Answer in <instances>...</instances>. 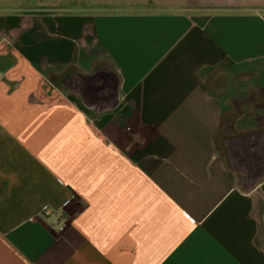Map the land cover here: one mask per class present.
I'll use <instances>...</instances> for the list:
<instances>
[{"label":"crops","instance_id":"1","mask_svg":"<svg viewBox=\"0 0 264 264\" xmlns=\"http://www.w3.org/2000/svg\"><path fill=\"white\" fill-rule=\"evenodd\" d=\"M0 264H264V0H0Z\"/></svg>","mask_w":264,"mask_h":264},{"label":"built area","instance_id":"2","mask_svg":"<svg viewBox=\"0 0 264 264\" xmlns=\"http://www.w3.org/2000/svg\"><path fill=\"white\" fill-rule=\"evenodd\" d=\"M41 214L46 217L50 218L49 225L54 230H57L58 232H62L67 227V220L65 217V214L62 209H54L50 206H45L41 210Z\"/></svg>","mask_w":264,"mask_h":264}]
</instances>
